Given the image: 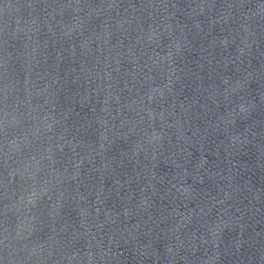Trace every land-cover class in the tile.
<instances>
[{"label": "water", "instance_id": "obj_1", "mask_svg": "<svg viewBox=\"0 0 264 264\" xmlns=\"http://www.w3.org/2000/svg\"><path fill=\"white\" fill-rule=\"evenodd\" d=\"M0 264H31L0 177Z\"/></svg>", "mask_w": 264, "mask_h": 264}]
</instances>
